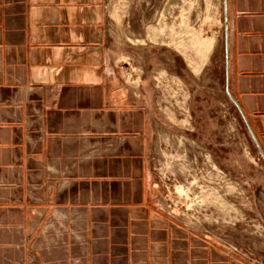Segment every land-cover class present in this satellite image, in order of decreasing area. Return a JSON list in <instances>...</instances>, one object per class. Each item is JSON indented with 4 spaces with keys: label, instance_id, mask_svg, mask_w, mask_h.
Returning <instances> with one entry per match:
<instances>
[{
    "label": "crops",
    "instance_id": "obj_1",
    "mask_svg": "<svg viewBox=\"0 0 264 264\" xmlns=\"http://www.w3.org/2000/svg\"><path fill=\"white\" fill-rule=\"evenodd\" d=\"M107 3L0 0V264L29 263L43 215L39 245L69 230L53 264H232L156 199ZM226 19L227 87L264 160V0H226Z\"/></svg>",
    "mask_w": 264,
    "mask_h": 264
},
{
    "label": "rangeland",
    "instance_id": "obj_2",
    "mask_svg": "<svg viewBox=\"0 0 264 264\" xmlns=\"http://www.w3.org/2000/svg\"><path fill=\"white\" fill-rule=\"evenodd\" d=\"M107 13L152 115L147 169L158 203L232 264H264V160L226 93L224 0H108ZM39 219L27 264H53L44 248L69 250L59 243L69 230L49 227L39 245L44 221L54 222Z\"/></svg>",
    "mask_w": 264,
    "mask_h": 264
},
{
    "label": "water",
    "instance_id": "obj_3",
    "mask_svg": "<svg viewBox=\"0 0 264 264\" xmlns=\"http://www.w3.org/2000/svg\"><path fill=\"white\" fill-rule=\"evenodd\" d=\"M224 5H225V7H224V10H225V21H224V23H225V24H224V25H225V40H226V34H227L226 0H224ZM227 81H228V80H227V75H226V86H227ZM226 93L228 94L230 100L233 102V104L236 106V108L239 110V107H238L237 103H236L235 100L229 95V92H228L227 89H226ZM239 112H240V110H239ZM259 152L262 153L260 149H259Z\"/></svg>",
    "mask_w": 264,
    "mask_h": 264
},
{
    "label": "bare ground",
    "instance_id": "obj_4",
    "mask_svg": "<svg viewBox=\"0 0 264 264\" xmlns=\"http://www.w3.org/2000/svg\"><path fill=\"white\" fill-rule=\"evenodd\" d=\"M163 42V41H162ZM166 46V45H165ZM205 47H206V49H208V44L206 45V43H205ZM204 48V47H203Z\"/></svg>",
    "mask_w": 264,
    "mask_h": 264
},
{
    "label": "built area",
    "instance_id": "obj_5",
    "mask_svg": "<svg viewBox=\"0 0 264 264\" xmlns=\"http://www.w3.org/2000/svg\"><path fill=\"white\" fill-rule=\"evenodd\" d=\"M170 208H171V207L169 206L168 209H170ZM174 217H175V220L178 221V219L176 218V216H174Z\"/></svg>",
    "mask_w": 264,
    "mask_h": 264
}]
</instances>
